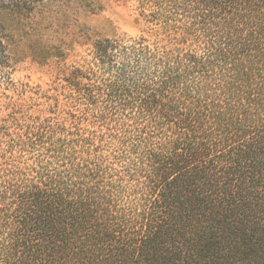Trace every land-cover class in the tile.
I'll return each instance as SVG.
<instances>
[{
	"label": "trees",
	"instance_id": "16d2710c",
	"mask_svg": "<svg viewBox=\"0 0 264 264\" xmlns=\"http://www.w3.org/2000/svg\"><path fill=\"white\" fill-rule=\"evenodd\" d=\"M118 1L45 90L0 35V264H264V0Z\"/></svg>",
	"mask_w": 264,
	"mask_h": 264
},
{
	"label": "rangeland",
	"instance_id": "374dc122",
	"mask_svg": "<svg viewBox=\"0 0 264 264\" xmlns=\"http://www.w3.org/2000/svg\"><path fill=\"white\" fill-rule=\"evenodd\" d=\"M139 30L130 4L118 0H102L94 11L86 0H0V35L19 86L45 90L55 75L52 55L76 61L97 38ZM2 92L10 94L0 85Z\"/></svg>",
	"mask_w": 264,
	"mask_h": 264
}]
</instances>
